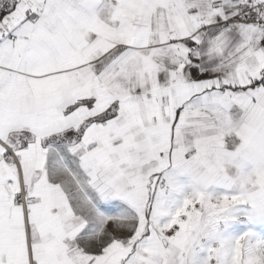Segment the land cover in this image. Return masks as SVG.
I'll return each instance as SVG.
<instances>
[{
  "label": "snow or ice",
  "instance_id": "snow-or-ice-1",
  "mask_svg": "<svg viewBox=\"0 0 264 264\" xmlns=\"http://www.w3.org/2000/svg\"><path fill=\"white\" fill-rule=\"evenodd\" d=\"M0 264H264V0H0Z\"/></svg>",
  "mask_w": 264,
  "mask_h": 264
}]
</instances>
